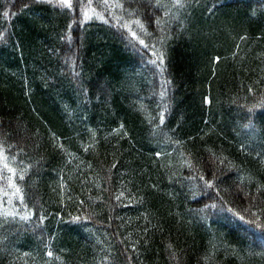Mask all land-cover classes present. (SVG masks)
I'll return each instance as SVG.
<instances>
[{
    "label": "trees",
    "instance_id": "obj_1",
    "mask_svg": "<svg viewBox=\"0 0 264 264\" xmlns=\"http://www.w3.org/2000/svg\"><path fill=\"white\" fill-rule=\"evenodd\" d=\"M181 2L0 0V264H264V0Z\"/></svg>",
    "mask_w": 264,
    "mask_h": 264
},
{
    "label": "snow or ice",
    "instance_id": "obj_2",
    "mask_svg": "<svg viewBox=\"0 0 264 264\" xmlns=\"http://www.w3.org/2000/svg\"><path fill=\"white\" fill-rule=\"evenodd\" d=\"M43 2L52 3L53 0H43ZM55 3L57 5H59V6H61V7L67 8V9H71L73 7V5L71 3V0H55ZM103 5H104L105 8H107L109 6V0H103ZM112 6L113 7H116V8H120V9L123 10V5L121 3H119V2L113 3ZM185 6L186 5L184 3H182L181 0H172V7H174V8L182 9ZM97 7H99V5H97ZM158 7H165V8H167L168 5H159L158 4ZM90 13H91V15H90ZM129 14L131 15V13H129ZM167 14L168 13H165V15H167ZM93 15L99 16V18L103 19V14L101 12H98L97 11V8H93L91 6V0H89V5H88L87 10H84L83 11V17H84L85 20H89V19L92 18ZM132 23H135L136 25H138L140 27V29L142 31H144L145 34L147 35L146 30L144 29V25L141 23V21L139 19H136V20L132 21ZM156 23H157V26H159L161 24L160 18H157ZM123 27H125V28L128 29V32L131 34L133 40H138L139 41V44L144 45L145 47H148V45L145 44L144 39L139 38L138 33L132 30V28L130 27L129 23H125L123 25ZM2 35H3V33H0V36H2ZM161 43H163V40H161ZM131 46L132 47H135L134 44H132ZM152 47L154 49L155 48V45H153ZM153 55L157 57V59L159 60V62H160L161 65L164 63V54H163V52L153 51ZM218 59L219 58H217V60ZM152 63H156V61H152ZM249 91H252V89L250 88ZM205 102H208L207 101V98H205ZM260 106H264V100H261V102L259 104H257V105H253L251 108L248 109V111L251 112L253 108L260 107ZM159 119H160V123L163 124L164 123V119H165V114L163 112L160 113ZM250 126H251V121H249V124L245 125L244 127L247 128V127H250ZM158 155H159V153H158ZM0 163H2L4 169H6L9 173L12 174V176H9L8 177V185H9V187H11L12 189H14L15 190V193L21 194V189L19 187H17L15 183L12 182V177L16 175V173H17L18 170L16 168H13V167H10L9 166V164L7 163V159L4 156V154H3V148H0ZM220 163L223 164L224 161L221 160ZM20 179H23V174H21ZM214 179H215V177H214ZM199 180L203 181L204 182V185L206 187H208V188H211V187L214 186L213 181L212 180H206L205 177H204V175H200L199 176ZM195 194L196 193H194V195ZM116 199L119 200L120 197L117 196ZM23 200H24V197L21 194L20 195V201H21V203H23ZM206 207H208V206H206ZM210 207H216V205L215 204H212V205H210ZM0 208H2V206H0ZM4 215L5 216H10L13 219H15L18 214L17 213H4ZM30 216H31V213H28V214H25V215L20 216L19 218L21 220H25L26 221V220H29L30 219ZM43 219H44V217L41 216L40 217V221L43 222ZM74 219L79 220L80 217H75ZM239 219L243 221L244 220V217L243 216H240ZM249 223L255 224V227L257 229H261L262 230V233H264V225H262L261 223L256 222V221H249ZM47 255L49 257H51L53 255V253L51 251H48Z\"/></svg>",
    "mask_w": 264,
    "mask_h": 264
}]
</instances>
